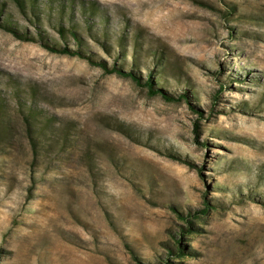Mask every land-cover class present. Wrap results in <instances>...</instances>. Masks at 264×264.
<instances>
[{
  "label": "rangeland",
  "instance_id": "1",
  "mask_svg": "<svg viewBox=\"0 0 264 264\" xmlns=\"http://www.w3.org/2000/svg\"><path fill=\"white\" fill-rule=\"evenodd\" d=\"M95 1L109 40L129 36L127 55L140 36V75L153 68L159 85L188 100L152 96L0 29V70L32 84L69 136L32 159L13 108L0 155V264H140L124 241L151 264H264V0ZM83 32L85 48L111 63ZM0 89L9 93L6 79ZM204 196L217 206L189 217L182 234L189 225L177 209L203 208ZM177 236L193 252L170 255Z\"/></svg>",
  "mask_w": 264,
  "mask_h": 264
},
{
  "label": "trees",
  "instance_id": "2",
  "mask_svg": "<svg viewBox=\"0 0 264 264\" xmlns=\"http://www.w3.org/2000/svg\"><path fill=\"white\" fill-rule=\"evenodd\" d=\"M232 9L229 7L225 14L227 17L231 14ZM107 17L104 16L98 2L95 0H0V29L5 30L22 41L38 42L42 47L48 49L52 53L67 54V56H76L84 58L89 64L99 66L102 73H115L120 77H128L135 81L138 86L147 87V93L155 96L159 95L169 102L179 101L182 98L187 99L186 93L182 92L177 95L169 92V90L158 84L153 68H147L148 71L143 78L140 75V41L138 34L135 32L134 45L131 55H127L126 41L129 36L126 32L116 38V44H113L109 38V27L107 26ZM101 23V24H100ZM33 26L34 31L29 29ZM89 38L102 45L103 49L111 57L112 62L100 57L98 54L86 49L84 30ZM51 28L57 36L53 37L48 29ZM130 57V61L127 60ZM163 53L154 59V64L160 65L163 60ZM129 65V66H128ZM160 72V71H159ZM158 72V73H159ZM162 72V71H161ZM6 79L8 90L0 89V155L7 153V144L14 132V116L13 108L17 117L23 125L27 144L30 148L31 158L38 159L44 153L51 152L53 147L57 145V141L62 138L63 143H67L69 136L65 135V130L58 125V121L54 115L48 114L42 106L37 102V92L32 84L27 85L12 74L0 70V85ZM22 92L25 95H22ZM217 94L213 95L216 98ZM7 97L15 100L16 106ZM188 100V99H187ZM199 116L203 115L200 109L191 106ZM199 123L194 122L193 130L197 135ZM117 130H122L127 134H133L129 126L124 123L114 125ZM88 170L91 173L92 181L96 182L94 173L96 163L90 156H84ZM112 159V158H111ZM201 171V168H199ZM203 208H194L183 215L182 211L177 209L180 218L187 222V228H183L180 232L183 234L190 233L194 219L200 218L209 212L211 207L217 206L211 203L204 196ZM176 249L170 248V255H184L185 252H193L185 250L181 238L176 237ZM123 246L127 248L140 264H151L139 260L135 251L130 244L124 241ZM185 250V251H184ZM159 261L156 264H168Z\"/></svg>",
  "mask_w": 264,
  "mask_h": 264
}]
</instances>
